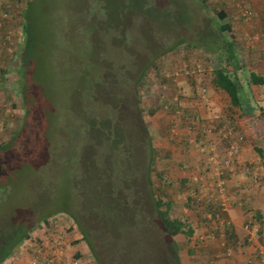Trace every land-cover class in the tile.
<instances>
[{"label":"rangeland","instance_id":"1","mask_svg":"<svg viewBox=\"0 0 264 264\" xmlns=\"http://www.w3.org/2000/svg\"><path fill=\"white\" fill-rule=\"evenodd\" d=\"M27 1L0 0V143L19 131L8 150L18 181L17 201L10 203L16 218L28 222L51 211L50 220L58 219L66 229L79 211L80 221L99 227L103 239L93 237L94 255L77 233L89 251L82 264H244L255 259L264 241V173L252 159L262 158L255 147L264 145V130L251 131L250 137L241 110L223 97V116L202 115L217 113L208 81L225 64L227 39L240 47L245 60L260 54L263 45L247 48L244 41L243 46L240 39L249 30L238 29L263 22L256 15L262 12L249 7L255 16L245 21L238 8L242 0H32L36 42L24 74L25 98L17 78ZM221 10L225 21L217 14ZM223 22L237 34L223 33ZM249 75L248 68L240 71L247 100L264 109V93L252 90ZM181 82L199 98L194 105H188L190 93ZM202 123L209 136L194 145L190 140L200 133L193 126ZM225 129L229 133L223 136L219 131ZM152 148L156 163L149 171ZM230 150L227 166L223 161ZM161 171L190 177L187 184L178 181L166 190L177 196V214L193 222L191 238L168 236L152 205L138 217L112 209L93 194L120 192L119 178L147 191L146 181L151 177L157 185ZM87 193L82 199L80 194ZM132 197L127 193L128 201ZM228 207L238 208L233 214L243 226L240 233L224 224L231 220ZM41 229L33 238L48 237L49 249L53 230ZM25 253L29 250L19 253V261L4 264H28ZM69 259L73 264V255Z\"/></svg>","mask_w":264,"mask_h":264},{"label":"trees","instance_id":"2","mask_svg":"<svg viewBox=\"0 0 264 264\" xmlns=\"http://www.w3.org/2000/svg\"><path fill=\"white\" fill-rule=\"evenodd\" d=\"M31 7L32 0H28L23 10V18L25 21L24 31L27 37L24 44L22 62L18 73L19 76L17 74V79L21 84V91L23 92L25 98L28 89L25 85L24 74L26 69L30 66L29 61L32 53L31 49L36 42L35 33L33 34L32 32L33 27L30 26L32 24V19L34 18V14L32 13L33 10L30 9ZM217 14L222 21L226 20L227 13H225L223 10L219 11ZM221 31H223V33L231 32L232 27L230 23L223 22V24L221 25ZM226 46V50L228 53L226 54L225 64L213 70V80L218 88L224 90L229 95L230 107L233 109H240L242 111L243 115L241 117V121L244 122L245 120L250 119L252 117V114L256 110V107H253L247 100V96L245 95L244 91V85L239 75V72L241 70L243 71L244 69H247V66L243 64V60L245 58L241 57L237 45L232 39H227ZM155 65L156 67L159 66L157 64ZM249 73V85L260 86L264 84V77L257 75L255 72L249 71ZM24 101L26 102V99H24ZM261 110L262 113L258 116V118H261L264 121V109ZM25 115L23 120H25V117L27 116ZM23 126L20 128V130L23 129ZM193 128H197L200 134L190 140L192 144L195 145L202 139L206 140V138L209 136V134L206 135L209 131V127L207 125H204V123H202L198 127L193 126ZM248 131V135L251 137V131ZM18 134L19 131L12 134L8 142L0 143V264H4L8 259L16 258L20 252L23 253V250L26 249L29 250L32 259L38 258L40 264H48L49 254H47L48 248L45 249V246L46 240L48 242L49 240L46 236L43 237L44 243L41 237H36L34 239V232L37 230V228L46 229L47 232H50V230L52 229L53 234L56 233L57 230L63 232L64 239L66 241V247L63 246V250L65 251L64 255H67L68 258L69 256L73 255L74 259H76L79 264H82L80 260L83 257V251L85 250H82L79 247L78 243L81 239H72V237H74L78 232H80L82 238H84L87 245L91 248L92 254L94 255H96L97 253V250L94 245V238H96L95 235H97V238L99 239L100 243H103V239H101L100 237L99 231H101V229L99 227H97L99 230L96 227L90 228L88 227L87 221H80L83 216L79 213V211H77V213L81 216V218L77 215L76 212H74L71 217L73 219V223L71 222V225H69V227L64 224L66 229H64V226L61 225L62 223L58 219L50 220L51 216L55 215L52 214L54 212H42L44 214H42L40 219H32V221L27 222L26 220H20L16 218V212L12 211V205L14 201H17V198L15 199V192L17 189L15 186L17 185L18 181L15 183V179L12 175V171L13 169H15V165L13 164V160L10 159L11 156H9L8 150L10 144L14 143L18 139ZM255 149L259 151L260 154L263 151L261 145L256 146ZM156 155L157 150L152 148L150 163L151 168L149 169V171L153 170L152 166L156 163ZM159 176L160 182L157 183V185L154 183L153 179L149 177V179L146 181V183H149L147 191H144L142 189V185L138 182L133 183L129 181V183H125V181L119 178L117 183L124 188L120 192H117V190H109L108 193L97 192L93 194L98 198L104 197V199L108 202L107 204H109L112 209L118 211L127 210L129 213L134 214L138 217L139 214L145 213L144 210L147 208L148 205L149 208L150 205H152L153 209L157 213L160 223L162 224L168 236L176 237L178 235H184L191 238L194 234H196V229L193 225V222L190 220L189 216L184 217V215L181 216L177 214V196H175L173 193H169L166 190V187H173L178 181L181 184H187L190 178L189 175H163V171H161L159 172ZM127 193L132 194V200H127ZM89 194L90 193H87L86 195L80 194V196L82 199H84ZM148 198L150 202H148ZM88 200L91 204L92 202L95 203L90 197ZM11 202L13 203L10 204ZM192 202L193 197L190 194L187 197V205L191 207ZM98 204L99 201L98 203H95V205ZM24 216L27 217L28 215L24 214ZM24 216L22 218H26ZM66 216L67 218L70 217L69 215ZM131 223V225L133 226V221H131ZM224 224L229 228H232L233 225L229 221H226ZM224 224L221 223V225L223 226ZM229 228L227 229V231L230 234ZM53 237H50V241L53 239ZM29 240L32 244H34V246H29V243H27ZM50 243L56 245V242ZM43 244L45 245L43 246ZM188 252L192 251L189 249Z\"/></svg>","mask_w":264,"mask_h":264},{"label":"crops","instance_id":"3","mask_svg":"<svg viewBox=\"0 0 264 264\" xmlns=\"http://www.w3.org/2000/svg\"><path fill=\"white\" fill-rule=\"evenodd\" d=\"M242 1L243 2H239V3H242V4H244L245 6H248V7L253 6L254 8H256L258 10V12L259 11H260V13L262 12L261 14H259L257 12L258 14H256V15H257L258 18L259 17L260 18L262 17V20H263V22H260L259 19H258V20L254 21L252 24H250V25H248L246 27H242V28H239L238 27L239 28L238 29V32H241V31L243 32L246 29L249 30V31H246L245 38H243V39L241 38L240 39V40H242L241 43L243 44V46H244V43H243L244 41L246 42L245 43V45H246L245 47H247V48H251L249 46L251 44L256 43V42L257 43L255 45L257 47L263 45L262 46V50L260 51V54L259 55L252 56V59H250V60H247V59L245 60L244 59L243 60V64L245 66H247V68H248V70L250 72H255L257 75H260V76L264 77V11H262L264 9V1L263 0H242ZM239 11H240V9H239ZM253 13H254L253 18H254L255 11H253ZM241 14H242V12H241ZM242 18L245 19L243 16H242ZM252 19H250V20H252ZM231 27L233 29L232 30L233 31V34H237V32L235 31V27H233L232 25H231ZM253 33H258V35H256V36L253 37L252 36ZM262 37H263V39H262ZM237 48H238V51H239V54H240V50H239L240 47H238V45H237ZM239 75H240V72H239ZM213 79H214V73L212 75V78L209 79V81H208L209 83L211 82V84L208 87H210V95H211L212 100H213V107H214V109L216 110L217 113L214 114V115H212V113L208 114L207 112H205V113L203 112L204 114L202 115V117L211 118V117L216 116V115H222L223 116L224 115V112H225V104H226V102L228 104H230V97H229V95L224 90L218 88L215 85ZM181 85L185 89L189 90L188 91V94L190 93V98H188L187 101H189L190 104H188V105L190 106V105H194L195 103H197L195 99H199V98L196 97V93L194 94V91L192 92V89L191 88H189V89L186 88V86L184 85V82H181ZM251 87H252V90H254V92L257 91V90H260L261 92L264 93V89L262 88V85H260V86L252 85ZM219 94H222V95L219 96ZM222 97H223V99L225 101V104L223 105L224 107L221 106L222 103L220 102V100H221ZM259 115H260L259 110H255L254 113L252 114V117L250 119L245 120L244 122L241 121L243 123V126H245V128H247V130H250V131H257L258 132V130H260L262 132L264 130V121L261 118H258ZM254 126H257V127L255 129H253ZM262 149H263V151L261 152V154L260 153L259 154H260V156L262 158H264V145L262 146ZM259 158L260 157H255L252 160L255 161V163H258L259 164V168H257V170H259V171L261 170L260 171V174H262V173H264L263 172L264 171V159L260 158V160H259ZM261 177H264V175L261 176ZM233 211H238V208H236V207H233V208L232 207H228L227 208V212H228V214H229V216L231 218V220H229V221H230V223L233 224V227L235 228L236 232L237 233H240L242 231L243 226H242V224L239 223V220L237 218H235L237 215L234 216ZM239 215H240V218L242 219L243 213H240ZM235 222H238V223H235ZM74 238L80 239V237L77 236V234L74 236ZM48 243L49 242L46 240V246L48 245ZM78 244H79V247L82 250H85L84 248H82L83 247L82 240H80ZM85 252L86 251H83V257L81 258L80 261L87 263V260L85 258L87 256L86 255L87 252H89V251L87 250V252L86 253ZM252 252H253V250L249 251L248 254H251ZM24 257L26 258L28 264H32V261H31L32 258H31L30 253H25V256ZM15 260L16 261H19L16 258H15ZM63 260H66L68 262V264L70 262V259L69 258H64ZM243 263L244 264L245 263L248 264V262H243ZM64 264H66V263H64ZM91 264H93V262Z\"/></svg>","mask_w":264,"mask_h":264},{"label":"built area","instance_id":"4","mask_svg":"<svg viewBox=\"0 0 264 264\" xmlns=\"http://www.w3.org/2000/svg\"><path fill=\"white\" fill-rule=\"evenodd\" d=\"M238 7H239L240 11L242 12V16L245 18L246 21H250V19L253 18L254 13H253V10L251 8L245 6L242 3H239ZM197 66H198L197 67L198 71L200 72L201 67H200V65H197ZM262 88L264 89V84L262 85ZM205 91H206V89H203V92H205ZM219 133L221 135L225 136L229 132H227L225 129V130H220ZM232 148H234V146ZM232 155H233V150H230L228 157L223 161L225 165L228 166L231 163ZM211 160H214V157H211ZM219 192L221 194L220 196L223 198L221 201V204L226 207L227 203L224 199V196L226 193H225V189L223 187H221V185H220ZM250 226L251 225L247 224L246 229L250 228ZM54 242H56V245L53 244L51 247H49V249L47 251V254H49L48 264H62L63 262H65V260H63V259L66 257V255H64L65 251L63 250V246L66 247V241L64 239L63 232L56 231V233H54ZM27 243H29V246L30 245L34 246V244H32L30 240ZM32 264H40V261L38 260V258H34V259H32ZM73 264H79V262L75 259L73 261ZM248 264H264V241H263V243L258 245V247L256 249V253H255V259L249 260Z\"/></svg>","mask_w":264,"mask_h":264}]
</instances>
